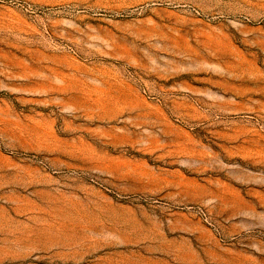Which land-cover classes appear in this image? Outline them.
Returning <instances> with one entry per match:
<instances>
[{"label": "rangeland", "instance_id": "rangeland-1", "mask_svg": "<svg viewBox=\"0 0 264 264\" xmlns=\"http://www.w3.org/2000/svg\"><path fill=\"white\" fill-rule=\"evenodd\" d=\"M0 264H264V0H0Z\"/></svg>", "mask_w": 264, "mask_h": 264}]
</instances>
